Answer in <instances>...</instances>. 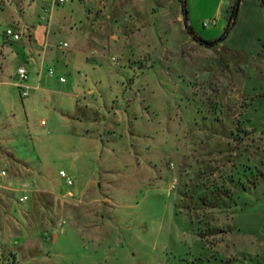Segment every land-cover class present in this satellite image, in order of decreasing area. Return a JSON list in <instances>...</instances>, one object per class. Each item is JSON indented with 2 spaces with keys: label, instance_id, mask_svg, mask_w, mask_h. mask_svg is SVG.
I'll return each mask as SVG.
<instances>
[{
  "label": "rangeland",
  "instance_id": "374dc122",
  "mask_svg": "<svg viewBox=\"0 0 264 264\" xmlns=\"http://www.w3.org/2000/svg\"><path fill=\"white\" fill-rule=\"evenodd\" d=\"M236 1L0 0V264H264V0Z\"/></svg>",
  "mask_w": 264,
  "mask_h": 264
},
{
  "label": "built area",
  "instance_id": "2783aa9c",
  "mask_svg": "<svg viewBox=\"0 0 264 264\" xmlns=\"http://www.w3.org/2000/svg\"><path fill=\"white\" fill-rule=\"evenodd\" d=\"M63 1L64 0H59L60 3H63ZM7 33L10 35H13L16 39L18 38V36L14 35L10 30H8ZM17 75H18L19 82L25 83L28 79V73H27L26 69L23 67L18 68ZM60 80L63 81V79H60ZM23 89L24 90L22 91V95L27 96L28 95V87L24 85ZM60 176L65 179V181L68 185L72 184L71 178L69 176H67L64 171H60ZM25 199H26V197L22 198V200H25Z\"/></svg>",
  "mask_w": 264,
  "mask_h": 264
},
{
  "label": "trees",
  "instance_id": "16d2710c",
  "mask_svg": "<svg viewBox=\"0 0 264 264\" xmlns=\"http://www.w3.org/2000/svg\"><path fill=\"white\" fill-rule=\"evenodd\" d=\"M240 1L241 0H237L236 3L233 4V6H232V11H231L230 18H229L230 24L233 23V19H234L235 13H236V8H237ZM182 3H183V0H182ZM183 11H184V6H183Z\"/></svg>",
  "mask_w": 264,
  "mask_h": 264
},
{
  "label": "crops",
  "instance_id": "0c3cea01",
  "mask_svg": "<svg viewBox=\"0 0 264 264\" xmlns=\"http://www.w3.org/2000/svg\"><path fill=\"white\" fill-rule=\"evenodd\" d=\"M44 63H45V57L42 56V59H41V61H40V66L43 65ZM34 90L36 91V90H39V89L37 88V86H34ZM37 94H38V93H37Z\"/></svg>",
  "mask_w": 264,
  "mask_h": 264
}]
</instances>
